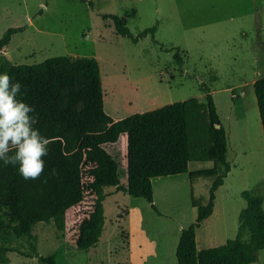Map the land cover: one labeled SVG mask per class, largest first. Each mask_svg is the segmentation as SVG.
<instances>
[{"label": "rangeland", "instance_id": "obj_1", "mask_svg": "<svg viewBox=\"0 0 264 264\" xmlns=\"http://www.w3.org/2000/svg\"><path fill=\"white\" fill-rule=\"evenodd\" d=\"M88 1L92 7L81 0H0V38L13 30L0 54L11 64L61 58L60 70L73 71L76 78L70 89L59 85L65 96L83 84L77 60L96 59L104 111L113 120L187 101L186 140L194 156L210 147L206 101L199 90L205 83L226 132L230 170L215 191L213 213L195 230L196 250L235 238L246 206L243 192L260 196L264 211V136L252 87L264 76V0ZM104 14L118 16L133 36L155 26L153 38L147 34L133 42L119 36ZM103 148L125 186V135ZM218 169L213 160H191L189 174L153 178L155 209L105 184L109 170L96 180L108 195L100 236L94 240L93 232L82 236L79 229L85 218L94 224V195L87 193L66 211L61 235L52 223L35 224V250L38 256L52 255L56 264H177L180 226L190 225L196 208L206 205ZM11 246L32 252L25 237L13 238ZM38 256L11 251L6 264H43ZM250 264H264V249Z\"/></svg>", "mask_w": 264, "mask_h": 264}, {"label": "trees", "instance_id": "obj_2", "mask_svg": "<svg viewBox=\"0 0 264 264\" xmlns=\"http://www.w3.org/2000/svg\"><path fill=\"white\" fill-rule=\"evenodd\" d=\"M81 1L93 6L91 1ZM102 18L111 20L117 35L133 42L147 34L153 38L155 32L153 26L133 36L118 16L104 14ZM12 32L9 29L0 38V51ZM173 57L182 62L177 52ZM60 59L49 57L39 63L11 64L0 54V264L8 263L7 253L11 251L38 256L33 243L35 224L52 223L61 235L66 211L79 205L87 193L94 195V224L91 226L85 218L79 229L82 236L91 231L92 239H97L104 222L102 202L108 195L96 180L109 170L105 184L134 198H143L155 209L151 180L185 173L191 160H213L219 169L206 205L198 206L194 221L180 230L175 250L177 264L254 262L257 252L264 249V211L262 198L248 192H243L246 206L238 215L236 237L220 246L196 250L195 230L212 214L215 191L230 170L226 132L209 87L199 84L206 101L210 147L207 151L200 148L194 156L186 140L187 101L113 120L104 111L96 59L77 60L84 81L66 96L59 85L70 89L76 78L73 71L60 70ZM252 87L264 136V76L256 78ZM121 135L126 137L125 186L119 184L116 164L103 148L116 143ZM245 234L247 239H243ZM22 237L29 241L31 253L11 246L13 238ZM38 259L43 264H56L52 255Z\"/></svg>", "mask_w": 264, "mask_h": 264}, {"label": "crops", "instance_id": "obj_3", "mask_svg": "<svg viewBox=\"0 0 264 264\" xmlns=\"http://www.w3.org/2000/svg\"><path fill=\"white\" fill-rule=\"evenodd\" d=\"M114 120H116V119H114ZM260 126H261V123H260ZM262 128V127H261ZM198 162H201V161H198ZM187 173L189 174V170L187 171ZM178 175V174H177ZM171 176H173V175H171ZM225 179V178H224ZM224 179H223V183H222V185L221 186H219L218 188H217V190H219L223 185H224ZM197 209V208H196ZM213 213V212H212ZM183 227L182 226H180V230L182 229Z\"/></svg>", "mask_w": 264, "mask_h": 264}]
</instances>
